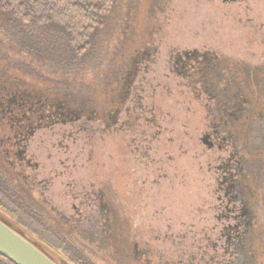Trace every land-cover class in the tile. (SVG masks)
Instances as JSON below:
<instances>
[{"label": "rangeland", "instance_id": "374dc122", "mask_svg": "<svg viewBox=\"0 0 264 264\" xmlns=\"http://www.w3.org/2000/svg\"><path fill=\"white\" fill-rule=\"evenodd\" d=\"M243 1L224 5L220 0H120L110 21L116 20L112 41L98 63L68 75L42 72L48 78L46 85H68L80 95L107 79L111 70L114 73L124 66L126 60H119L122 53L137 56L145 50L143 64L127 82L131 93L125 94L127 102L120 106L119 126L111 132L100 135L98 122L88 137L71 135L66 125L47 123L42 117L47 112L41 110L31 120L35 136L25 142L15 137L16 128L10 123V118L19 121L20 108L11 113L16 117L9 114V120L0 114V178L89 264H187L191 256L196 258L193 264H202L206 256L195 248L198 241L214 242L218 232L235 226L240 238L252 230L264 243V176L253 198L247 190L232 195L233 212L222 209L224 192L216 190L231 173L246 167L241 154L251 147L241 146L245 136H228V132L235 125L244 131L249 122L241 118L239 125L241 119L219 118L214 128L223 134V141L218 140L210 127L215 97L207 92V82L197 73L184 76L182 69L173 66L175 59L182 58L192 62L193 74L201 66L199 61L211 54L212 63L205 69L215 66L221 71L217 88L223 89L220 94L229 105L235 88L227 91V80L243 79L254 86L264 106V0ZM211 72L207 79L216 82ZM117 76L113 80L119 86ZM2 81L0 101L8 95L3 93L9 83ZM190 82H197L199 97L191 92ZM18 85L20 93L29 94L33 102V94L21 81ZM118 86L110 93L108 86L98 99L96 110L101 117L112 110L111 104L118 105ZM237 101L234 106L240 107ZM221 104L218 99L216 111ZM251 125L264 129V118ZM230 164L233 170L228 169ZM102 199L107 201L103 206L112 238L104 248L92 241L104 236L97 209ZM256 224L262 226V234ZM133 227L137 231L132 241ZM152 236L154 242L147 245L145 238ZM211 242L206 250L215 251L217 258L224 254L221 259L227 262L230 253L223 242L217 240L212 248ZM40 246L57 263L69 264Z\"/></svg>", "mask_w": 264, "mask_h": 264}, {"label": "trees", "instance_id": "16d2710c", "mask_svg": "<svg viewBox=\"0 0 264 264\" xmlns=\"http://www.w3.org/2000/svg\"><path fill=\"white\" fill-rule=\"evenodd\" d=\"M119 3L120 0H0V35L4 40H0V80H3L4 84L9 83L5 86L7 91L3 93L4 95L8 93V95L6 94L0 101V114H4L3 116H7L9 120L10 115L16 117L11 113L18 111L16 109L20 108L19 121L15 122L16 119L10 118V123L16 128L15 137L17 139H24L25 141L27 138L31 139L35 136V124L31 120L41 110L47 112L46 116H42L45 118L44 120H47V123L59 126L66 125L71 135L82 133L88 137L90 131L96 129L94 124L98 122V126L103 131V133L100 132V135L111 132V129H116L115 126L119 124L117 116L121 109L120 106L127 102L125 97L128 95L125 94L131 93V88H129L131 83L127 82L130 75L134 77L143 64L144 54L146 55L145 50L137 56L122 53L123 55L120 56L119 60L120 62L126 60L125 65L114 73L111 70L110 75L108 74L106 77L107 79H102L97 87H94V89L89 88L80 95H78L79 91L72 90L68 85L57 83H53L52 86L46 85L48 78L42 72L68 75L77 68L85 69L89 67V64L98 63L102 55L105 54L106 48H109L110 41H112L113 22H116V20L110 21L117 8H120ZM125 35H128L127 31ZM15 59H18V61H15ZM191 64L192 62L189 61L182 63L180 59H175L173 66L175 65V69L179 68L182 71L185 69L184 76H187L190 74V68L193 67ZM203 66L210 67L205 64ZM203 66L195 68L192 76L195 77V74L198 73L197 70L203 68ZM212 67L213 69L206 71L207 73L205 72L204 75L205 82H207L205 87H209L207 92L215 97L213 107L215 112L211 115L214 120L210 127L214 128L219 122V118H223V116L226 117L225 119H231L232 121H239L242 118L247 120L250 125H244V131H241V127H238V125L230 124V126H235L232 127V133L228 132V136L232 134L234 137L237 133L240 136H245L246 142L241 146L243 148L245 146L247 148L251 147L252 150L248 152L244 148L241 154L245 158L246 167L239 173H231L227 177V183L216 188V190L224 192L225 200L222 209L224 208L225 212H229V209L230 212H233L232 195L234 197V194H244V191L246 193L247 190L248 196L253 198L254 193L257 191L258 181L264 176V129H253L251 125L264 118V106L254 86L243 79L227 80L224 86L227 91L230 88H235V91L232 92L234 94L232 95L233 102L229 105L227 97L225 98V95L220 94L223 89L219 90L217 88V80L222 75L221 71L215 70V66ZM127 69H130L129 75ZM210 72L214 75L216 82L207 79ZM113 75H118V83L121 85L116 84L115 77L114 82ZM20 81L23 88L33 94V102L27 96L29 94L20 93L21 88L18 85ZM30 81L34 82L36 87H32ZM115 85L118 86L117 95L115 96L118 105L116 103L115 105L111 104L112 110L101 117L96 110L98 103H101L98 99L102 98L103 91L108 86L109 93L112 90L114 91ZM39 86L42 87L41 89L45 93L38 90ZM188 86L191 92L199 97L200 90H198L197 82H190ZM123 89L125 92L123 91L122 95L124 96L120 97L119 92H122ZM0 92L2 93L1 89ZM218 99H221L222 104L216 111L215 106ZM237 100L240 107L238 104H236V107L234 106ZM133 101L135 102V99ZM216 112L218 113L216 114ZM240 112H244L243 115L245 116H242ZM23 120L24 123L22 124L21 121ZM32 132L33 135H31ZM214 134L218 140L223 141L221 132L216 130ZM227 166L229 170H233L231 164ZM102 200L103 203L100 201L98 204L97 202V209L100 212L101 224L103 225L101 226L105 228L100 233L104 236L99 237V239H92L100 248H104L108 240L110 242L112 239L108 237V227H110L111 221L106 208L103 206H107V201ZM101 212L103 215H101ZM244 218H247V216L244 215ZM0 221L30 242L52 261L54 260L40 245L51 249L69 264H89L74 251L58 232L47 225L31 207H27L23 202V198L18 193L12 192L2 178H0ZM137 227L130 228L129 235L132 241ZM143 227H146V231L149 229L150 232V226L145 225ZM255 228L259 234L263 233V228L259 224H256ZM218 234L217 240L222 241L223 247L225 245V252L230 253L229 260L226 262L221 259L224 254L217 258L215 251L206 250V247L210 245V240L206 244L198 241L195 248L201 252L202 256L205 255L209 258L207 262H204L206 257H203V261L201 258L202 264H264V243L260 237L257 238L255 233H252V230L247 236L243 234L242 238H240L238 226L224 228ZM145 240H147V245L154 242L153 236L151 240L148 238H145ZM216 241L211 242V248L212 246L216 247V243H218ZM229 250L232 251L229 252ZM207 252H210V255ZM137 259H140V256ZM195 260V256H191L187 264H193ZM54 262L59 264L56 261ZM0 264L12 263L0 256ZM158 264H161V262H158Z\"/></svg>", "mask_w": 264, "mask_h": 264}, {"label": "water", "instance_id": "95a60500", "mask_svg": "<svg viewBox=\"0 0 264 264\" xmlns=\"http://www.w3.org/2000/svg\"><path fill=\"white\" fill-rule=\"evenodd\" d=\"M0 256L12 264H56L1 221Z\"/></svg>", "mask_w": 264, "mask_h": 264}, {"label": "flooded vegetation", "instance_id": "af4514ba", "mask_svg": "<svg viewBox=\"0 0 264 264\" xmlns=\"http://www.w3.org/2000/svg\"><path fill=\"white\" fill-rule=\"evenodd\" d=\"M221 2H222V4H224V5H228L229 3H237V2H244L243 0H220ZM210 55L211 54H206L204 57V59H203V61H199V64H201V66H203L204 64L206 65V66H209L207 63H212V61H210ZM189 58V57H188ZM180 61H182V63H184L185 62V60L184 59H180ZM200 65L198 66V68L199 67H201ZM205 68H208V67H204L203 66V68H201V69H199V70H197V74H200L203 78L205 77L204 75H205V72H206V69ZM184 70L185 69H183V71H182V74L183 75H185V73H184ZM188 77H193L192 76V74H189V75H187ZM191 79V78H190ZM34 133L32 132L31 133V135H33ZM216 137V136H215ZM30 141V139H26L25 140V142H29ZM18 155H20V152L18 153Z\"/></svg>", "mask_w": 264, "mask_h": 264}]
</instances>
